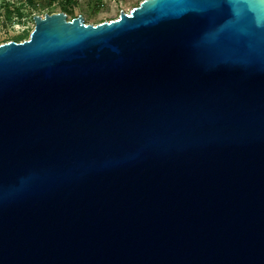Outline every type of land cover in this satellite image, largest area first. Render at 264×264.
Here are the masks:
<instances>
[{
  "label": "water",
  "instance_id": "1",
  "mask_svg": "<svg viewBox=\"0 0 264 264\" xmlns=\"http://www.w3.org/2000/svg\"><path fill=\"white\" fill-rule=\"evenodd\" d=\"M33 23L0 44V264H264V3Z\"/></svg>",
  "mask_w": 264,
  "mask_h": 264
},
{
  "label": "rangeland",
  "instance_id": "2",
  "mask_svg": "<svg viewBox=\"0 0 264 264\" xmlns=\"http://www.w3.org/2000/svg\"><path fill=\"white\" fill-rule=\"evenodd\" d=\"M7 1L14 4L19 0ZM95 1L96 0H79L76 2V6H74L72 12H67L63 7L57 5V2L52 4L53 9H51L47 4L45 6L39 5L38 7H26L25 9L29 14L26 17H21L18 13L11 25L9 23L2 22V10L0 9V44L8 41L17 42L15 38L17 36L21 37L22 41L28 39L29 34L34 27V23L32 21L34 15L42 17L45 13L50 14L53 10L52 12L54 13L66 12L69 17L73 16L76 18L81 16L85 22L89 24H98L104 21L116 19L119 16L120 11L128 13L142 0H104L105 6L100 8L97 12H95Z\"/></svg>",
  "mask_w": 264,
  "mask_h": 264
},
{
  "label": "trees",
  "instance_id": "3",
  "mask_svg": "<svg viewBox=\"0 0 264 264\" xmlns=\"http://www.w3.org/2000/svg\"><path fill=\"white\" fill-rule=\"evenodd\" d=\"M57 2V5L63 7L67 12L69 11H73L74 6H76V3L72 0H67L65 2H59V0H19L16 3L12 4L9 3L7 0H1L0 2V9L2 10V22L3 23H9L10 25L12 24L13 20L15 19V17L17 16V14L19 13V15L21 17H26L29 13L26 11V7H38L39 5H43L45 6L46 4L53 9L52 4ZM16 4V5H15ZM94 6H95V12H97L101 7L99 5V0H96L94 2ZM53 11V10H52ZM50 12L54 13V12ZM64 12V11H63ZM66 13V12H64ZM68 16V13H66ZM69 20L73 19L75 17H67ZM33 21V18H32ZM17 42H21L22 39L21 37L17 36L15 37Z\"/></svg>",
  "mask_w": 264,
  "mask_h": 264
},
{
  "label": "built area",
  "instance_id": "4",
  "mask_svg": "<svg viewBox=\"0 0 264 264\" xmlns=\"http://www.w3.org/2000/svg\"><path fill=\"white\" fill-rule=\"evenodd\" d=\"M65 1H67V0H59V2H65ZM72 1H74L76 3L79 0H72ZM99 5L101 8H103L105 6L104 0H99Z\"/></svg>",
  "mask_w": 264,
  "mask_h": 264
},
{
  "label": "snow or ice",
  "instance_id": "5",
  "mask_svg": "<svg viewBox=\"0 0 264 264\" xmlns=\"http://www.w3.org/2000/svg\"><path fill=\"white\" fill-rule=\"evenodd\" d=\"M261 3H264V0H260Z\"/></svg>",
  "mask_w": 264,
  "mask_h": 264
},
{
  "label": "flooded vegetation",
  "instance_id": "6",
  "mask_svg": "<svg viewBox=\"0 0 264 264\" xmlns=\"http://www.w3.org/2000/svg\"><path fill=\"white\" fill-rule=\"evenodd\" d=\"M85 21V20H84Z\"/></svg>",
  "mask_w": 264,
  "mask_h": 264
}]
</instances>
